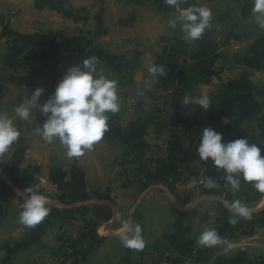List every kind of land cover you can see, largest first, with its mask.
Wrapping results in <instances>:
<instances>
[{
  "label": "crops",
  "instance_id": "1",
  "mask_svg": "<svg viewBox=\"0 0 264 264\" xmlns=\"http://www.w3.org/2000/svg\"><path fill=\"white\" fill-rule=\"evenodd\" d=\"M194 4L210 8L212 20L200 39L189 42L168 26L174 9L164 0H0V6L18 9L0 26V113L21 131L0 158V264H32L49 252L69 231L65 212L85 220L92 232L78 245L77 264H143L154 251L180 260L205 228H215L233 247L198 245L201 264H264V194L242 178L239 191L229 185L227 200L253 209L251 219L231 225L218 199L225 174L197 151L203 130L211 127L222 142L247 138L264 155V29L252 19V0H186L182 7ZM181 41L189 52L205 47L201 60L180 54L177 64L209 66L207 77L193 82L195 96L210 95L207 110L174 100L177 78L166 85L168 78L158 77L145 87L148 66L163 65ZM88 56L99 58L98 68L126 75L133 95L118 94L120 111L108 114L102 140L82 157L69 158L58 139L47 143L39 134L44 119L38 110L29 121L16 116L15 106L40 86L16 81L13 70L74 66ZM189 116L195 125H185ZM189 148L193 157L181 162ZM117 162L136 177L121 180ZM208 177L220 187L205 188ZM26 187L38 188L49 201V215L34 228L19 223ZM124 223L142 227V250L122 245Z\"/></svg>",
  "mask_w": 264,
  "mask_h": 264
},
{
  "label": "clouds",
  "instance_id": "2",
  "mask_svg": "<svg viewBox=\"0 0 264 264\" xmlns=\"http://www.w3.org/2000/svg\"><path fill=\"white\" fill-rule=\"evenodd\" d=\"M185 2L186 0H164L165 4L174 9L167 23L171 29L179 28L186 41H196L210 27L212 10L199 4L182 7ZM252 3V19L258 27L264 29V0H252ZM99 64L98 57L88 56L82 63L67 70L46 102L40 103L44 89L37 87L30 96L25 95L15 106V114L21 121H29L34 110L45 116L43 125L38 129L39 134L47 143L58 139L66 148L69 158L82 157L86 150H92L109 130L108 114L120 111L117 82L105 76L103 69L98 68ZM147 72L149 80L145 82L146 88H150L156 78L168 75L165 66L160 64L149 65ZM181 103L183 106L197 105L205 110L213 104L207 92L195 97L185 95ZM20 136L21 131L13 120L0 113V158ZM222 141L221 133L211 127L205 128L197 149L200 159H211L218 170H223L225 184L230 185L233 192L240 190L242 178L264 194V155L261 154V147L250 144L247 138L226 143ZM203 183L207 189L220 187L211 177ZM21 195L24 202L19 223L27 228H34L49 215L48 198L38 188L33 187L24 188ZM222 203L230 213L231 225L235 226L240 219L252 218L253 209L239 199H224ZM120 240L125 248L134 250H142L146 243L142 236V227L135 223H124ZM196 243L209 249L216 246L228 249L233 247L232 242L221 237L215 228H205L198 235Z\"/></svg>",
  "mask_w": 264,
  "mask_h": 264
},
{
  "label": "built area",
  "instance_id": "3",
  "mask_svg": "<svg viewBox=\"0 0 264 264\" xmlns=\"http://www.w3.org/2000/svg\"><path fill=\"white\" fill-rule=\"evenodd\" d=\"M17 11V8L0 6V26L9 22L17 14ZM70 67V65L64 63L45 69L19 66L14 68L13 77L18 82L42 87L45 92L42 101L44 103L54 93L58 82ZM103 74L105 75L106 73L103 72ZM117 91L120 94L123 93V90ZM39 114L44 120L46 119L40 112ZM189 124L195 125L194 117L189 116L185 118V125ZM115 170L121 180L130 181L136 177V172L124 166L121 162H117ZM228 187L229 185H224L221 194L218 195L219 200L223 201L224 199H228V193L226 191ZM65 220L69 231L67 233H61L51 250L35 258L32 264H77L78 245L86 234L90 232V226L77 215L68 216ZM188 243L187 251L182 260L177 259L169 251H154L148 253L149 255L143 264H201L203 259L199 252L198 244L195 241H189Z\"/></svg>",
  "mask_w": 264,
  "mask_h": 264
},
{
  "label": "trees",
  "instance_id": "4",
  "mask_svg": "<svg viewBox=\"0 0 264 264\" xmlns=\"http://www.w3.org/2000/svg\"><path fill=\"white\" fill-rule=\"evenodd\" d=\"M200 52H189L186 44L184 42H178L173 45V53L165 59V64L167 65V72L168 75L166 76L168 78L166 85H173L174 80L177 78L178 79V86L176 89V92L174 94V100H181L183 99V96L185 95H193L195 96L197 94L193 82L197 80H203L207 77V71L209 69V66L206 64H200L197 69H191V64L188 62H185L184 67L178 69V64L177 60L180 54H190L192 59H195L196 61L201 60L202 58L200 57L201 51L205 50V47L203 44H201L200 47ZM203 53V52H202ZM226 86L225 88H227ZM180 135V134H178ZM182 137V136H180ZM191 139V137H190ZM193 140H191L192 142ZM183 159L181 162H186L189 161L193 157V152L191 149H186L183 152ZM176 157V160L178 159V155H174ZM174 160V163L175 161ZM173 169H176L174 166ZM172 171V168H171ZM74 215L73 212H65L62 213V219H66L68 216ZM92 232H89L86 234V236H90ZM85 236V237H86ZM236 261L233 259H223L220 264H236Z\"/></svg>",
  "mask_w": 264,
  "mask_h": 264
},
{
  "label": "rangeland",
  "instance_id": "5",
  "mask_svg": "<svg viewBox=\"0 0 264 264\" xmlns=\"http://www.w3.org/2000/svg\"><path fill=\"white\" fill-rule=\"evenodd\" d=\"M15 16V15H14ZM13 16V17H14ZM12 17V18H13ZM12 19L9 20V22L11 21ZM8 23V22H7ZM6 23V24H7ZM5 24V25H6ZM66 64V63H64ZM69 65V64H68ZM163 65L164 66H167L164 62H163ZM53 65L51 66H47V67H44V68H37V69H45V68H51ZM57 66V65H56ZM71 66V65H70ZM72 67V66H71ZM103 72H105L106 76L110 79H113L117 82V90H123V93H121L122 96L126 97V96H129V95H133V92H132V83L130 82V79L128 77H125L126 75L124 76H121V75H118L116 73H114L113 71L111 72L109 69H105L103 70ZM130 82V83H129ZM45 93V92H44ZM118 94H120L118 92ZM130 97V96H129ZM44 98V97H43ZM40 115V114H39ZM41 116V115H40ZM183 259V258H182ZM180 259V260H182Z\"/></svg>",
  "mask_w": 264,
  "mask_h": 264
}]
</instances>
